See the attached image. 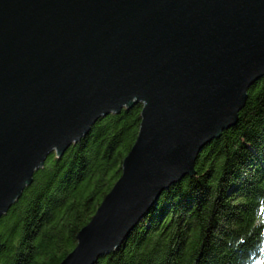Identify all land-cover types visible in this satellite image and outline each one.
<instances>
[{"label": "water", "instance_id": "obj_1", "mask_svg": "<svg viewBox=\"0 0 264 264\" xmlns=\"http://www.w3.org/2000/svg\"><path fill=\"white\" fill-rule=\"evenodd\" d=\"M264 78V0H0V219L53 152L143 103L121 178L61 264L118 250Z\"/></svg>", "mask_w": 264, "mask_h": 264}, {"label": "trees", "instance_id": "obj_2", "mask_svg": "<svg viewBox=\"0 0 264 264\" xmlns=\"http://www.w3.org/2000/svg\"><path fill=\"white\" fill-rule=\"evenodd\" d=\"M143 103L102 117L0 219V264H61L122 176ZM196 174L164 191L124 244L96 264H264V78Z\"/></svg>", "mask_w": 264, "mask_h": 264}]
</instances>
